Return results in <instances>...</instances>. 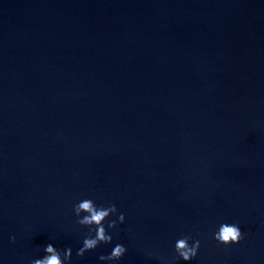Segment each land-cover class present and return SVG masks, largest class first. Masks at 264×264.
Wrapping results in <instances>:
<instances>
[{
    "label": "water",
    "instance_id": "obj_1",
    "mask_svg": "<svg viewBox=\"0 0 264 264\" xmlns=\"http://www.w3.org/2000/svg\"><path fill=\"white\" fill-rule=\"evenodd\" d=\"M84 199L118 211L79 258ZM184 236L264 264V0H0V264H185Z\"/></svg>",
    "mask_w": 264,
    "mask_h": 264
},
{
    "label": "clouds",
    "instance_id": "obj_2",
    "mask_svg": "<svg viewBox=\"0 0 264 264\" xmlns=\"http://www.w3.org/2000/svg\"><path fill=\"white\" fill-rule=\"evenodd\" d=\"M117 208L115 205L110 204L108 207H97L91 199H84L76 204L73 208V212L77 217V223L83 227L89 229V235H87L76 255L79 258H83L86 253L94 251L100 245H108L112 243V236L106 231L104 222L109 219L110 216L117 215ZM125 222V216L120 213L116 220H110L107 228L115 229L117 223L123 224ZM94 230V235H93ZM191 237L184 236L179 238L175 243V253L178 259H181L188 264L191 260L195 259L200 249V240H194L189 244ZM213 239L218 245L229 247L231 245L239 244L243 239L242 232L239 225L222 223L219 229L213 234ZM11 242L15 243V237L11 238ZM126 248L122 244H116L108 255H100L98 259L104 262L119 261L125 254ZM45 256L41 259H36L32 264H70L72 257L71 248L61 251L57 250L51 244L44 248Z\"/></svg>",
    "mask_w": 264,
    "mask_h": 264
}]
</instances>
